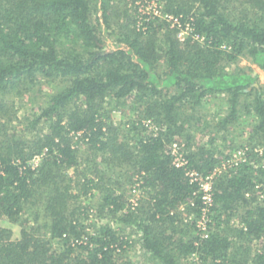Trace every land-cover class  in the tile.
Listing matches in <instances>:
<instances>
[{"label": "trees", "instance_id": "1", "mask_svg": "<svg viewBox=\"0 0 264 264\" xmlns=\"http://www.w3.org/2000/svg\"><path fill=\"white\" fill-rule=\"evenodd\" d=\"M122 1L0 0V264H132L111 218L140 231L155 264H264V246L253 249L264 242V149L254 152L264 85L252 66L228 70L241 56L264 70V0H157L173 28L147 15L138 24ZM45 81L56 90L19 115L16 101ZM219 95L230 105L223 129L240 105L256 117L254 145L215 177L203 237L201 193L172 144L204 175L229 157L214 153L216 138L183 133ZM113 101L130 107L124 120L111 117ZM135 174L146 194L136 205L125 192Z\"/></svg>", "mask_w": 264, "mask_h": 264}, {"label": "rangeland", "instance_id": "2", "mask_svg": "<svg viewBox=\"0 0 264 264\" xmlns=\"http://www.w3.org/2000/svg\"><path fill=\"white\" fill-rule=\"evenodd\" d=\"M159 6H161V3L157 0H149L145 4L141 3L140 0H134L133 5H131L129 0H123L122 3L120 2V6L118 7L121 8V10H123L124 8L127 10L129 9V12H132L134 14V17L137 18L138 24H142L143 21L148 19L147 17H149L151 18V20L155 21L161 19L165 21L170 28H173L174 22H172L170 17L158 10ZM99 14H101L100 10H98L97 15ZM144 15H147V17H143ZM189 31V28L187 29L186 27L176 32V36L179 42L185 43ZM198 39L201 40L202 38L199 37ZM111 40L112 39L110 38V42ZM107 43L109 44V41ZM249 66H252V68L255 70V73L258 74L259 84L264 85V70L251 64V62L246 57H239L238 61L228 66V70H234L236 68H246ZM55 90V83L45 81L37 84V86L34 88V92L25 93L22 100L16 101L17 109H19V115H22L24 117L33 115V113L36 111L37 105L44 102L47 96H49ZM229 106L230 105L228 103V100L224 96L219 95L211 97L208 103L206 102L205 108H199L201 110L199 115L204 114V117L199 121H192L190 125L186 124V128L183 133L189 132L190 134H192L193 141L197 142V144L206 143L212 137L216 138L215 140H213L211 148L215 154H220L219 158H224L229 155L231 156V159L232 157H234L233 154H237L239 150H244L245 148H247V151L250 152L251 147L249 146L254 145L253 143L249 144V142L252 141L250 134L252 125L254 124L256 117L251 113H247L245 109H242V105H240L238 108L239 111L236 115L237 120L230 123L229 130H225L220 127L218 123L219 120H221L222 117L228 113ZM129 108L130 107L128 105H125L123 103L117 104L113 101L109 105V109H111L110 115L113 119L124 120V116L128 115ZM184 112L189 115L192 110L188 105H185ZM184 115L186 116L185 113ZM144 124L147 127L148 131L157 130L159 128L157 126L158 124H156L152 119H144ZM25 125L26 124H18V126H21V128ZM206 125H209V127H206ZM261 149H264V146L255 145L254 152H256V150L260 152L259 150ZM223 161L224 159L222 160V163L215 168L217 170V173L219 171L222 172V164L224 163ZM139 178L140 177H137V174H135L132 178L131 183H129L128 185L126 184L125 186L126 195L128 196L129 200L134 203V205L140 203L142 198L146 196L143 188H141L140 186L141 182ZM180 210H183V207ZM184 216H186V220H191L194 217L193 214H186L185 212ZM95 218L96 217L93 216L91 220L94 222ZM91 220L89 219L87 222H90ZM234 220V223H237V219ZM103 222L105 221L102 220L95 222V225L99 226ZM109 223L113 228L117 229V231L124 237L126 241L130 243V245L127 247V251L125 252V256L130 260L132 264H155L154 262H151L149 258L144 254V251L139 244V237L141 236V234L135 226L124 225L117 218H111L109 220ZM198 231L202 235V231L199 229V227ZM263 246L264 242L263 244H260L256 241L253 249H262L261 247ZM189 264H191V262Z\"/></svg>", "mask_w": 264, "mask_h": 264}, {"label": "built area", "instance_id": "3", "mask_svg": "<svg viewBox=\"0 0 264 264\" xmlns=\"http://www.w3.org/2000/svg\"><path fill=\"white\" fill-rule=\"evenodd\" d=\"M167 16L170 17L172 22H174V25L178 24L179 21L177 18H174L173 16H170V15H167ZM172 148H173L172 152L174 155V163L176 164V166L183 167L185 169V174L189 178V180L191 182H195L199 187L198 191L201 193V200H202L203 207L201 210L202 211L201 217L198 218V220H197V226L202 231V236L207 237V234H208L207 230L208 229L206 226V223H207L206 213L212 204L214 179L218 174L221 173V171H219L217 173V170L214 169L211 173L204 175V174L199 173L196 170L187 169L186 167H184L186 160L184 159V156L182 155V153L179 152L177 143H173ZM246 151H247V148H245L244 150H239L237 152V154H233L234 157H232L231 159H230L231 156L224 159V161H223L224 163L222 164V166H223L222 171H227V170L233 168L239 162L247 161L249 159V156H247ZM259 151H260V153H262V149ZM37 161H38V157H36L34 159V162H37ZM228 165H229V167H228ZM226 167H228V168H226ZM257 187L259 188V186H257ZM263 191H264V188H263ZM263 191L259 192L260 193L259 198H262L264 196Z\"/></svg>", "mask_w": 264, "mask_h": 264}]
</instances>
